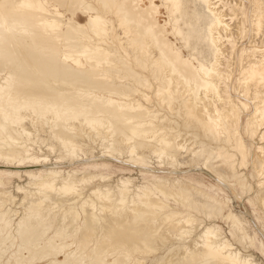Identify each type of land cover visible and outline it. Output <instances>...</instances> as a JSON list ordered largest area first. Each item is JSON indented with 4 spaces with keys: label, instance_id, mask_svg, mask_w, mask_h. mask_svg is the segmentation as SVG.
<instances>
[{
    "label": "bare ground",
    "instance_id": "1",
    "mask_svg": "<svg viewBox=\"0 0 264 264\" xmlns=\"http://www.w3.org/2000/svg\"><path fill=\"white\" fill-rule=\"evenodd\" d=\"M157 2L0 0V264H261L264 0Z\"/></svg>",
    "mask_w": 264,
    "mask_h": 264
},
{
    "label": "rangeland",
    "instance_id": "2",
    "mask_svg": "<svg viewBox=\"0 0 264 264\" xmlns=\"http://www.w3.org/2000/svg\"><path fill=\"white\" fill-rule=\"evenodd\" d=\"M161 0H158V4H160ZM146 2V0H145ZM68 15V14H67ZM69 16V15H68ZM160 21L162 23H164L166 20H168V15L166 14V11L165 10H162V13L159 17ZM77 20L81 23H86L87 22V17L85 15H83L82 13L78 14V18ZM185 32H187V29L185 27L184 24H182V27H181ZM171 40L175 43H178L177 45L180 47L181 45L179 44V42H177L176 40H174L175 38L171 35L170 36ZM183 52H184V55L188 58V56L190 55V51L186 48H183ZM250 144H252V142H249ZM96 153V156H98V151L95 152ZM46 154V155H45ZM38 156L43 160V163H48V164H51V163H54L56 161V156L54 154H51L47 151H45V153H38ZM4 165V163H2V161H0V166ZM32 165L31 164H28L26 163V166L25 167H22L21 171H28V170H31L33 168H31ZM1 168V167H0ZM159 168V167H158ZM159 169H166V170H170V168L168 167H165V168H159ZM86 170H102L104 172H107V173H113L115 176H122V175H133L135 177H137L138 179H141V176L140 175H136L135 172H133L131 169L129 168H125L123 167L122 165L118 164V163H113V162H108V161H101L100 162V166L99 167H95V168H90V169H86ZM186 172V171H185ZM187 174H185L183 177H187V178H202V179H205L207 178V176H205L204 174L200 173V172H197V171H191V170H188V172H186ZM23 176L21 179L19 178H10L13 182H14V185H17V184H25L26 181H27V178L24 176V173H22ZM0 175L3 176V177H8V175L6 174H3V172H0ZM206 180H209V179H206ZM244 206V207H243ZM234 208L235 210L238 212V213H241V212H246V208L248 209V212L249 214H246V220H247V223H248V226L252 229V231L258 236V241H259V244L264 248V242L262 240V236H261V233H262V229L264 227V215L257 209H255L252 204H250L249 202V199H245L244 202L242 201H239V200H235L234 202ZM248 215V216H247ZM217 224H219L220 226H222L224 232L228 233V228L220 221L217 222ZM235 245V244H234ZM237 246V245H235ZM256 259H258V261L261 262V264H264V256H261L260 254H258L256 251H253L252 252Z\"/></svg>",
    "mask_w": 264,
    "mask_h": 264
}]
</instances>
